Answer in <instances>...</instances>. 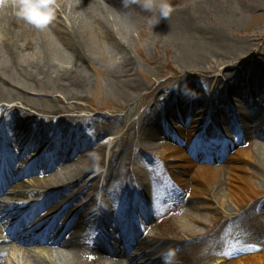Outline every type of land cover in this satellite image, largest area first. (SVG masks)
<instances>
[{
  "label": "rangeland",
  "instance_id": "374dc122",
  "mask_svg": "<svg viewBox=\"0 0 264 264\" xmlns=\"http://www.w3.org/2000/svg\"><path fill=\"white\" fill-rule=\"evenodd\" d=\"M84 1L88 5L91 2L96 4L91 10L95 20L100 19L102 23L105 20L112 22L113 24H110L111 29L121 31L119 35H116L118 38L120 36L129 37V56L137 69L128 74L119 72L121 70L117 65L120 56L114 50V40L98 27V24L91 21L88 23L87 30H85V41L89 47V59L83 64L88 81L83 91L79 93L82 96L73 99L70 96L73 91L53 85L45 79L38 80L40 77H33L35 73L29 76L23 75L17 70V72L8 71L11 77H8L6 73L4 77H0V92L7 98L6 100H0V107L4 108V112H0V132L5 133L2 124L8 115L7 111L12 110V108L29 112L34 117L30 122L31 125L34 126L35 122L42 129L51 128L52 118L69 117L71 120L67 119L66 122L63 121L66 119L60 120L62 121L61 127L65 130L68 129L70 132L78 131L79 138L83 141L87 136H90L89 139L94 144L91 147H85L80 152V155H86L84 158L85 164L92 163V168L85 179L88 181L101 173V178L98 179L94 190L89 192L86 202L93 197L96 200L98 199L95 207L100 209L104 221L105 219L118 220L120 215L122 216L125 213L128 220L134 224L133 227L138 231V236L140 237L141 234L143 239L148 237L176 241L182 244L181 248H185V250L179 258L174 259V264H220L225 250L229 249L230 253H237L236 245L241 243H246V245L255 248L256 252L252 254L264 253V248H262V245L264 246V173L259 169L255 171V174H259V177H255L254 181L260 187L257 189L261 191L260 196L251 203L240 207L239 216H236L237 208L228 198H224L227 201L224 209L218 202L210 203L205 200L193 202V199L185 194L187 200H190L188 206L193 209V217L199 224L188 220L179 213H175L168 207L166 187L159 179L160 175L155 172L162 166L167 167L168 163H173L177 164L178 168L168 169L167 172L180 176V173L175 172V170L182 169L187 177L193 176L201 173L200 171L205 169L206 165L210 167L226 165L231 155L243 148L242 145L234 146L230 151L224 152L222 156L219 155V152L214 154L215 149L211 147L210 152L205 153L204 157L207 160L216 157V163H207L208 161L200 157L202 154L199 151H194L197 160L184 155L183 151H180L181 158L174 159L172 155L166 152L168 150L166 144L164 147H158V154L143 159V162L141 161L142 155L139 152L140 146L145 140L142 132L145 124L147 122L152 124L156 120H161L157 118L159 117L157 114L159 107L155 105L156 100L159 101L160 97L164 95L167 97L171 92L187 85L192 88L204 87L203 82L195 79V72L191 70L192 67L190 66L191 62L181 60L175 52L177 45L186 41L188 36L199 37L196 46L202 53L204 69H213L212 76L215 78L208 77L210 85H206L204 89L205 94L208 95L207 112L212 114L214 112V122L221 126V130L226 132V138L223 137L222 140L226 144L235 143V137L232 134L229 136L222 123L226 111L224 107H221L224 111L217 109L218 100L210 91L214 89L217 81L220 85L226 83L225 75L233 71L226 69L230 63H219L221 59L236 57L240 58L236 61H241L246 56L245 52L250 48L256 49L261 46L264 48V19L254 20L255 22H252L247 29L237 27L232 22L233 12L241 14L245 10L244 8L252 7V5L262 0H167L168 3L174 6L172 14L194 16L202 13L205 17L201 21L202 30L189 26L190 28H187L186 31L170 35L164 34L157 25L153 28L148 26L146 20L153 16L150 14L151 12L142 13L135 18L128 19L125 15L108 9L107 5L97 4V0ZM157 3H159V0H157ZM201 7H206V9ZM226 12H229L227 17ZM259 13H264V11L261 12L260 10ZM56 18L61 20L57 16ZM210 30H221L227 41L222 45L209 41L206 36L209 35ZM36 31L41 37L48 36L50 49L53 53L51 58L61 65V70L75 68L76 63H78L77 59L67 57L62 50L64 49L62 42L56 38L52 31L50 32L48 28L45 30L37 29ZM38 49V45H35L32 39L31 42L27 38L20 40L17 43L18 61L16 66L19 69L31 67L29 64L35 60ZM34 69V67L30 68L32 71ZM189 73H191L190 77L185 83L177 84L180 78ZM261 74L264 76V71ZM160 83H164L163 88L151 96L149 93L152 88ZM246 86H248V83L243 82L240 86L235 85L234 89L238 91L244 89L246 91ZM222 100L227 101L230 109L233 106L241 109L245 114V118L249 114L253 115L254 112L253 120L263 127L262 137L264 138V107L260 109L261 113L258 114L254 111L255 108L252 107V110L251 106H247L246 101L237 95L228 97L226 89L222 92ZM189 110L181 108L180 111H171L170 114L166 115L163 111H159V113L168 120L166 122L169 123L173 132H179L181 127L173 120L174 115H177L180 120L190 118L198 126V123L201 122L203 116H197L195 113L193 114L191 109ZM108 117L113 118L108 119ZM105 119L110 124L104 126ZM201 127L202 125L196 129L197 134H199ZM151 130L159 137L160 134L168 131L157 127H152ZM99 132L102 133L98 137L97 133ZM166 135L168 134H164L163 139L161 138L163 142H167L164 141ZM193 139L190 137L188 140H183L184 145L186 144L185 147L193 146ZM163 145L159 144L158 146ZM100 147L101 149H98ZM175 147L179 148L180 146ZM202 147L204 148V146ZM249 168L251 167L246 165L247 172L250 175ZM105 172L107 173L104 177ZM9 174L6 182H8L10 190H14L16 189V175ZM34 177H39V175L34 174ZM42 177H44L43 174ZM25 181L29 184L18 181L19 187L29 186L32 187L31 189H35L29 176L25 178ZM103 181L104 183L108 181L105 185L110 193L105 191ZM165 182L174 186L169 176L166 177ZM137 185H141L139 187L142 195L141 208L143 211L150 212L147 213L151 216L149 221H144L142 215H138L130 209ZM46 201L45 209L39 215L30 217L28 223L26 221V224L22 223L20 225L18 237L22 234H24V237H37L47 228L44 226V222L48 219V216L55 218L59 214V211H54V208L61 201V197L51 202H48L46 197ZM76 203L78 204V201ZM122 203H126V205ZM28 213V209L20 208V216L24 217ZM32 213H35V210ZM13 222L14 220L9 218L0 219V249L5 248L14 251V255L17 256L19 254L16 253H21L24 246L19 245L16 240H8L3 233V228ZM107 229L112 232L113 236L120 237L121 232L116 231L114 227L108 226ZM189 233L192 235L188 236ZM39 247L52 248V253H55V250L67 253L65 249L57 245L50 247L47 244H42ZM16 248L19 250H16ZM31 248L35 249V246H31ZM35 251L39 253L40 250ZM242 252L240 251L237 254ZM249 254L251 253L243 252V255ZM41 255H44L47 259L50 257L44 253ZM88 255V253L84 254L85 258ZM84 262L87 263L83 259L80 264ZM159 264H164V260Z\"/></svg>",
  "mask_w": 264,
  "mask_h": 264
},
{
  "label": "bare ground",
  "instance_id": "6f19581e",
  "mask_svg": "<svg viewBox=\"0 0 264 264\" xmlns=\"http://www.w3.org/2000/svg\"><path fill=\"white\" fill-rule=\"evenodd\" d=\"M57 3L59 4V7L56 16L61 20L55 18L47 28L50 32L52 31L55 34L59 41L62 42L64 46V49L62 50L67 57L77 59L78 63H76L75 68L61 70V65L57 64L51 58L53 53L50 49L48 36L41 37L38 35L36 31L37 28L18 19L15 15V9L9 6L6 8H0V77H4L5 73L8 77H11V74H9L8 71H19L21 74L29 76H32V74L35 73V76L33 77H40L38 80L45 79L53 85L73 91L70 94L73 99L82 96L81 94L79 95V93L83 91V88L88 81L86 78L87 73L83 68L84 62L89 59V47L85 41V30H87L89 26L88 23L91 21L94 24H98V27L114 40V50L117 52V55L120 56L117 65L121 70L119 72L128 74L137 69V66L129 56V37L120 36V38H118L116 35H119L121 31H113L110 26V24H113L112 22L105 20V22L102 23L100 19L95 20L91 14V10L96 4L91 2L88 5L84 0H57ZM98 3L107 5L108 9L121 15H125L128 19L135 18L139 14H145L148 12L143 10L139 3L129 4L128 7H124V0H97V4ZM201 8L206 9V7ZM244 9L245 10L241 14H238L237 12L232 13V22H234L235 26L247 29L252 22H255L254 20L264 19V13H259L260 10L261 12L262 10L264 11V0L255 3L252 7ZM150 14L158 16L156 10H153ZM225 14L227 17L229 12H226ZM204 19L205 17L202 13L195 14L194 16H179L178 14L171 13L168 19H161L157 26L164 34L170 35L186 31L187 28H190L189 26L202 30L201 21ZM206 37H208L209 41L221 45L227 41L225 34L221 30H210L209 35ZM23 38L29 39L30 42L32 39L35 45H38L39 49L35 60L29 64L31 67L28 66L19 69L16 66V62L18 61L16 50L17 43ZM186 38V41L177 45L175 52L181 60H189V62H191L190 66L192 67L191 70L195 72V79L203 82L204 87L192 88L188 85L183 88L181 87L177 91L171 92L167 97L166 95L160 97L159 101L156 100L155 105L159 107V111H163L164 115L170 114L171 111H178V108L180 107L189 108L193 111V114L195 113L197 116H203L200 120L202 124L206 117L208 98L204 89L206 85H210L208 77L211 79L215 77L212 76L213 69H204L202 53L196 46L199 37L188 36ZM245 54L246 56L241 61H236L240 59L236 57L223 58L219 61L221 64L230 63L229 67L226 69H231L233 71H230L225 75L226 83L220 85L217 81L214 89L210 91L218 100L219 104H217V109L224 111L221 108L224 107L227 112L226 119H224V125L233 132L236 142L231 146L230 144L227 145L226 142L223 144L218 141V135L214 133V130L211 128L212 121L215 119L214 112L212 114L213 119L212 116H209L211 127L209 125L205 129L204 134L197 138V140L202 138L204 140L213 139L217 144H221V146L224 147L220 153L223 152V149H225V151H230L234 145H242L243 148L231 155L226 165H217L215 167L206 165L205 169L200 171L201 173L193 176L187 177L182 169L175 170V172L180 173V176L175 175L172 172H167L168 169L174 170L178 168V165L173 163H168L167 167L162 166L159 170L157 169L155 171L156 174L158 173L160 175L159 179L166 187V200L168 207L175 211V213H179L183 217H186L188 220L197 224H199V222L193 217V209L191 206H188L190 200H187L185 194H188L190 199H193V202H200L202 200L209 201L210 203L218 202L224 209L226 208L225 202H227L224 198H228V200L237 208L236 216H239V208L251 203L254 199L260 196L261 193V191L257 190L260 187L257 186L254 178L259 175L255 174L256 169H259L264 173L263 127L261 124L254 122V112L253 115L249 114V116H246L245 118V114L242 110L236 107L230 109L227 101L222 100V92L226 89L228 97L237 95L242 100L244 99L247 105L249 107L251 106V109L253 107L255 108V112L258 114L261 113L260 109L264 107V76L261 74V72L264 71V48L262 46L257 47L256 49L250 48ZM32 66L35 68L34 71L30 70V68H33ZM190 74L191 73L180 78L177 84L185 83L187 79H189ZM243 82L248 83V86H246V89H249L248 91H245L244 89L239 91L234 89L235 85L240 86ZM163 85L164 83L158 84L156 87L152 88L149 94L151 96L155 95L156 92L163 88ZM6 99V96L0 92V100ZM194 110L196 111L194 112ZM1 111L4 112L3 107H0V112ZM7 112L8 115L5 117V120L3 121L4 123L2 124L5 133L0 132V145H6L7 153H12V151L15 153L16 142H18L16 140L17 137L24 142H27L29 149L36 146L44 148L51 143L47 150L38 154L39 158L37 163L52 160L55 162V166H58L59 164L61 169L59 172H55L54 170H51V172L49 171L52 174L46 176L41 181L34 178L31 179V183L35 186L33 187L35 189H31L32 187L30 188L29 186H23L21 188L17 186L16 190L6 192L4 196L0 198V219L4 220L9 216L16 218L17 220L19 208L21 206L19 203L28 198L34 200V202L27 206L31 207L54 193L49 198L48 202L61 197L60 204L63 203L67 205L63 208V211L57 217L55 222L49 226L46 236L42 234L31 242L23 241L25 239L22 240L20 237L17 238L24 246V248L21 249V253H16L19 254L21 258L19 255L15 256L14 251L6 250L5 248L0 249V264H30V262L31 264H80L83 259L86 260L84 256L87 252L84 244L85 239L93 236H90L89 234L93 233L94 229V226L92 225V221L94 222V220L91 218L86 219V216H90L94 213L97 200L93 197L88 202L86 201L88 199L87 197H89V192L94 190L98 179L101 178L100 173L88 181L85 179L87 173L92 168V163L85 164L84 158L86 155H80V152L83 151L85 147H91L94 144H92V140L89 139L90 136H87L85 141H83L80 140L78 131L70 132L68 129L65 130L61 127L62 121L60 120L66 119L63 120L66 122L67 119H70L69 117L52 118L51 128L42 129L39 128L35 122L34 126L31 125L30 122L34 117L23 109L12 108V110L10 109ZM112 118L113 117H108V119ZM162 121L166 127H169L164 120ZM239 121L241 123H239ZM159 123V120L154 121L152 124L147 123L142 129L145 131V140L141 144L139 152L143 154V157L149 158L156 153L158 154V147H164L165 144L168 149L166 152L172 155L174 159L181 158L180 151H183L184 155H187L188 150L194 152L193 149H185L186 145L181 148H177L174 145L172 146V144L175 143L179 144L181 139L188 140L190 137L194 138L197 136L195 132L197 125H195L192 120L188 122V127L185 126V128L180 130L175 138H168L172 143L171 145L167 142H163L162 139L158 138L151 130L152 127L160 125ZM108 124H110V122L105 119L104 126ZM101 133L102 132L97 133V136L99 137ZM52 134L55 136L51 137ZM221 136H224L223 131L221 132ZM48 138H52V140H49ZM159 144L164 145L158 146ZM218 147L215 149L218 150ZM98 149H101V147ZM25 154L26 152L23 155H20L19 161H15L14 158H10L9 160L12 164H16L18 169H21L27 164ZM215 158L216 157H214L213 160ZM69 159L74 160H71L72 163H69V161L67 164L60 163V161L65 162ZM10 165L11 164H9V166ZM246 165H249L252 168V175L251 168L248 169L250 175L248 174ZM106 173L107 172L104 173V177L106 176ZM23 175L24 174L21 176ZM167 176L172 179L174 186L165 182ZM103 185H105L104 181ZM141 185H137V188ZM136 197L139 198V200L142 197L141 192L138 191V189L135 197L131 201V209L133 210L139 202ZM76 200L78 201V205H75ZM82 200L86 203L81 206ZM15 205L16 208H14ZM67 214H73V218H71L69 222L65 220L62 222L63 224L67 223V226L63 233L59 234L61 229L57 228L60 226L59 224H61V220L64 219ZM125 215L126 214L123 213L118 220L112 221L115 230L121 232L120 239L128 245V251H133L132 255L127 254L124 256V261L129 259V257H133V261H131L130 264H159L164 260L163 254L169 249L176 250L175 259L183 254L185 248L182 249V244L176 241H165L148 237L145 239L140 238L137 234L138 232H136L134 227L128 223L129 221L125 219ZM142 219L144 221H149L150 214L144 212ZM47 222H49V220ZM79 226L83 231L81 236L78 235ZM101 231L104 232V229H101ZM14 232L15 229L12 228L10 235L14 236ZM191 235V233L188 234V236ZM109 237L110 238L106 242H103L100 238L95 239L94 245L96 246L98 253L101 255L94 256L90 253L88 258L89 262H84L83 264H108L109 261H112L113 257H111L110 254L113 253L111 247L113 237L110 235ZM43 243H47V245H58L62 249H65L67 253L59 252L57 250H55V253H52L51 248H40V244ZM31 246H35L36 249H32ZM236 246L237 253L243 251L251 254L243 255V252L241 254L235 252L230 253L227 250L224 252L220 264H264V253L252 254L256 252L255 248L246 245V243L237 244ZM262 248H264L263 245ZM16 250L19 249L16 248ZM35 250L40 251L37 253ZM42 253L49 255V259L44 257V255H41ZM118 263L119 260H117V264Z\"/></svg>",
  "mask_w": 264,
  "mask_h": 264
},
{
  "label": "clouds",
  "instance_id": "9594fccd",
  "mask_svg": "<svg viewBox=\"0 0 264 264\" xmlns=\"http://www.w3.org/2000/svg\"><path fill=\"white\" fill-rule=\"evenodd\" d=\"M139 3L143 10L155 14L147 18L146 23L150 28L157 25L161 19H168L174 11V6L167 0H124V7L129 4ZM11 6L15 9V15L18 19L32 25L39 30H45L56 18V12L59 7L57 0H0V8ZM176 250L169 249L163 254L164 264H174Z\"/></svg>",
  "mask_w": 264,
  "mask_h": 264
}]
</instances>
